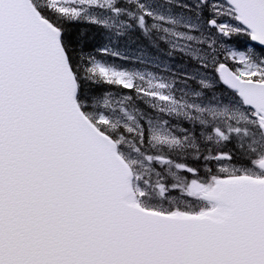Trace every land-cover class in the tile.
Returning a JSON list of instances; mask_svg holds the SVG:
<instances>
[{
	"label": "snow or ice",
	"instance_id": "snow-or-ice-1",
	"mask_svg": "<svg viewBox=\"0 0 264 264\" xmlns=\"http://www.w3.org/2000/svg\"><path fill=\"white\" fill-rule=\"evenodd\" d=\"M0 264H264V0H0Z\"/></svg>",
	"mask_w": 264,
	"mask_h": 264
}]
</instances>
